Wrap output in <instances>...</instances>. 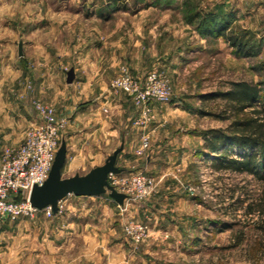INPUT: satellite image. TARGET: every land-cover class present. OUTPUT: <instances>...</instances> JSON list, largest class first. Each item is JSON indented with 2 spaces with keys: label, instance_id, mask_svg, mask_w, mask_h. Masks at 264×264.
I'll list each match as a JSON object with an SVG mask.
<instances>
[{
  "label": "rangeland",
  "instance_id": "obj_1",
  "mask_svg": "<svg viewBox=\"0 0 264 264\" xmlns=\"http://www.w3.org/2000/svg\"><path fill=\"white\" fill-rule=\"evenodd\" d=\"M191 1L192 4L184 0H0L1 144L17 148L38 120L35 102L47 104L34 93L36 79L42 76L35 67L36 48L60 52L91 38L101 44L106 42L108 47L125 45L129 57L111 75L104 89V102L97 113H91L97 118L87 120L86 127L84 122L80 126L78 103L72 104L76 105L72 113H59L54 107L58 115L68 116L60 134V144L62 139L67 143L63 176L85 174L103 164L121 141L132 137V132L138 139L135 165L144 166L147 158L158 153V163L149 169L157 185L147 197L120 205L108 193L69 194L54 215L41 212L34 218H1L0 224L10 229L0 234V245L7 249L6 261L10 264H15L16 248L26 245L22 255L31 250V239L39 240L35 248L42 254L33 262L21 264H264V248L259 244L261 231L256 227L260 217L246 211V205L259 196L261 181L229 162L231 158L243 160L256 148L240 147L229 138L220 152L207 147L212 131L230 134L229 126L234 120L227 109L228 100L219 92H227L239 82L256 83L264 90V0H241L238 14L235 6L230 9L234 28L229 35L254 46L253 56L236 54L237 49L222 35H201L198 21L189 23L188 16L197 9L205 15L222 7H213L210 0ZM101 13L110 18L99 20ZM122 66L141 84L156 71L168 79L171 87L169 101L150 102V114L143 125L134 124L142 117L141 105L112 86ZM59 78L56 82L58 90H62L66 83L63 75ZM57 97L62 101L61 95ZM27 112L33 115L31 123ZM114 128L122 134L113 135ZM144 133L149 135L150 145L140 155L137 149ZM7 134L14 138L20 135L19 145L11 144ZM132 170L123 168L118 175L127 176ZM130 221L148 225L146 237L138 243L125 232ZM211 222H226L231 231H209L205 226ZM30 223H39L43 234L49 224H72L70 246L56 249L49 260L45 241H40L46 237L42 234L38 239L36 232L26 229ZM169 224L172 229L173 225L180 226L176 236L172 229L164 230ZM240 231L244 232L241 245L223 247L230 232L235 237ZM192 238L199 240L193 245L195 249L174 247L178 240Z\"/></svg>",
  "mask_w": 264,
  "mask_h": 264
},
{
  "label": "crops",
  "instance_id": "obj_2",
  "mask_svg": "<svg viewBox=\"0 0 264 264\" xmlns=\"http://www.w3.org/2000/svg\"><path fill=\"white\" fill-rule=\"evenodd\" d=\"M210 1L212 2L211 5L213 7L220 8L221 6L223 13L231 14L230 9L232 5L235 6L236 8L234 12H237V14L241 12V10H239L241 7V0H210ZM98 17L99 20H102L103 18H110L109 15H107L106 13L105 14L101 13V15H98ZM263 32L264 31H261L262 34ZM113 45L114 46H109L110 47L109 48L108 45H106V42L103 41L101 44L100 41L96 39L93 40L90 38V39H84L83 42L80 40L79 43L73 45V47L70 46L69 48L60 49V52H58L59 49L56 50L55 52L54 50H51L48 47L36 48L37 62L35 63V67L42 76H38L37 78L38 80L36 79L35 87H37V89L34 92L35 96L37 95L38 97L42 98L44 102H46L51 106L54 105V107L57 108L59 113L69 110L70 113H72V111H74V109L76 108V105H72V104L78 103L77 105L80 108L79 111L80 126L81 123L84 122L83 125H85L84 127H86L87 120L97 118L96 115H92L91 113H93V111L96 112L97 110H99L100 105L104 102L102 99L104 96V89L107 88L109 83L108 81L110 80L111 75L113 73H116L119 64L121 62L123 63L124 61H126L127 57H129L128 56L129 54H127L129 50L125 45L122 44H120V46H115L118 44H113ZM70 69L74 70L75 76L73 81L71 83H68L67 73ZM62 75L66 83V86L63 87L62 90H58V86H57L58 82L56 81L57 78L61 77ZM1 79H0V86L2 83ZM59 80H61V78H59ZM55 91L57 93L56 96L54 94ZM59 95H61V98L63 97L62 101L61 100L59 101L60 97H57ZM2 101H3L2 91L0 89V104ZM58 101L60 104L57 103ZM1 110L2 107L0 106V112ZM21 114L22 113H20V115ZM27 115H29L27 117L28 122L31 123L33 120V118L31 117L33 115L30 112ZM35 116L36 117L38 116L37 111L35 113ZM1 121L2 118L0 114V126L3 125ZM158 129L159 127L156 128L157 131ZM122 132L123 131L118 130L116 128H114V130L112 131L113 135L115 136L122 134ZM6 137H7L6 139H8V141L11 144L19 145L18 141L20 140V135L17 138H14L11 135L7 134ZM171 143H173V141H171L170 144ZM121 144H123V149H122L123 153H121L122 152L121 151L120 152L121 154L118 156V160H117L118 166H120L121 168H125L127 170L136 169L135 166H137L140 168H144L150 174L153 173L150 172L149 169L150 167L153 166V164L156 165L158 163L157 162L158 158L156 157L157 152L146 159L144 166H139L134 164V148L138 144V139L136 138L135 133L132 132V137L130 136L125 138L123 142L121 141ZM137 161L139 163V159ZM73 166L76 167V164H73ZM39 217L43 218L45 216L44 214H39ZM39 226H40L39 223H30L25 225L26 229H29L32 232H36L35 236H37L38 239L39 236L42 235L44 231V229H42ZM173 226L174 229L171 228L170 224L165 225L164 230L171 231L172 229L173 235L176 236L177 233H179L178 231L180 230L179 228L180 226L179 225H173ZM71 227L74 226H72V224L71 225L68 224L67 226L65 224L47 225V229L45 230L46 233L43 234V236L46 237V239L40 241H45L43 245H45L48 249L46 254L49 260H50V256L53 255L56 249L60 248L64 250L70 246V242H71L70 235L72 230ZM84 227H87V225ZM205 227L209 231L216 230L221 232L231 229V226L226 224V222H221V225H219V222L215 224L214 222H211L206 224ZM192 228L193 225H191V229ZM7 230L8 231L10 230L8 225L0 224V234H3ZM20 231H22V229H20ZM30 241L32 242L31 250L26 252L24 255H22V251H23L22 249L26 247V245L20 246L21 249L18 248L15 249L14 251V255L16 258L14 261L15 264L17 263L21 264L22 262H27V261L33 262L37 260L38 257L41 256L42 251H39L38 248L37 249L35 248L38 247L39 240L31 239ZM198 243L199 240L193 238L189 239V241L178 240L177 243H175L174 247L178 248L179 246L182 245V247L190 249L191 251L195 249L193 248V245H197ZM234 243H235V238L233 234L230 232V235L228 236V243L226 245L223 244L224 245L223 247H226V249H231L232 247H237L242 244L239 243L235 245ZM9 246L10 245H7L6 247ZM159 249H161V246L159 247ZM1 256L2 257L4 256L5 258H2L1 260ZM7 258H8L7 249L5 248V246L2 247L0 245V263L10 264L8 261H6ZM170 263L175 264V262L173 261H170L169 264Z\"/></svg>",
  "mask_w": 264,
  "mask_h": 264
},
{
  "label": "built area",
  "instance_id": "obj_3",
  "mask_svg": "<svg viewBox=\"0 0 264 264\" xmlns=\"http://www.w3.org/2000/svg\"><path fill=\"white\" fill-rule=\"evenodd\" d=\"M114 89L132 96L141 105L142 117L134 124L143 125L150 114V102L170 100L171 87L168 79L156 71L149 73L141 84L122 66L120 74L112 83ZM38 120L28 130L24 141L12 148L0 143V219L34 218L38 213L54 215L50 206L38 209L30 202V193L35 184H43L56 157L60 144V134L68 123V116L58 115L54 106L35 102ZM150 145V137L142 134L137 153L143 155ZM110 182L118 191L127 195L125 201L142 199L156 189L155 176L144 168L132 170L127 176L110 175ZM20 197L16 200V197ZM124 201V203H125ZM59 202L60 212L61 205ZM125 232L135 243L143 240L148 233V225L130 221Z\"/></svg>",
  "mask_w": 264,
  "mask_h": 264
},
{
  "label": "trees",
  "instance_id": "obj_4",
  "mask_svg": "<svg viewBox=\"0 0 264 264\" xmlns=\"http://www.w3.org/2000/svg\"><path fill=\"white\" fill-rule=\"evenodd\" d=\"M186 4H192L191 0H184ZM188 22L198 21V29L203 36L222 35L232 47H235L236 54L240 56H253L256 54L254 46L243 44L238 36H230L233 30L232 14L223 13L222 10H210L202 15L201 10H195L188 16ZM256 83L239 82L232 85L231 90L219 92L222 98L228 100L229 111L231 110L234 120L229 126L231 133L225 130H213V136L209 140L207 147L215 152H220L224 141L229 138V142L244 147L251 145L256 148L243 160L231 158L229 162L240 172L252 173L255 178L261 181L259 196L246 205L247 213H256L260 219L257 228L261 231L259 244L264 248V92ZM261 105V106H259ZM251 109V111H248ZM226 157V156H223ZM20 197H16L18 200ZM235 235V245L242 243L243 231Z\"/></svg>",
  "mask_w": 264,
  "mask_h": 264
},
{
  "label": "water",
  "instance_id": "obj_5",
  "mask_svg": "<svg viewBox=\"0 0 264 264\" xmlns=\"http://www.w3.org/2000/svg\"><path fill=\"white\" fill-rule=\"evenodd\" d=\"M22 47L19 53L22 54ZM74 70L70 69L67 73V82L71 83L74 79ZM123 144L110 154L105 162L91 168L85 174L76 173L72 176L64 177L62 170L67 160V143L62 139L56 152V157L49 172L48 178L43 184H35L30 193L32 206L43 209L51 207L54 213L58 212L59 202L68 196H93L108 193L109 196L118 204L123 205L127 195L117 190L110 182L111 174H120L123 168L117 165V160Z\"/></svg>",
  "mask_w": 264,
  "mask_h": 264
}]
</instances>
